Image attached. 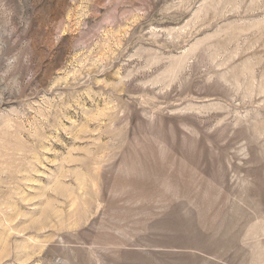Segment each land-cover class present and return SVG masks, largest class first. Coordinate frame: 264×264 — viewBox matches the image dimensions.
Masks as SVG:
<instances>
[{
	"label": "rangeland",
	"instance_id": "rangeland-1",
	"mask_svg": "<svg viewBox=\"0 0 264 264\" xmlns=\"http://www.w3.org/2000/svg\"><path fill=\"white\" fill-rule=\"evenodd\" d=\"M0 264H264V0H0Z\"/></svg>",
	"mask_w": 264,
	"mask_h": 264
}]
</instances>
